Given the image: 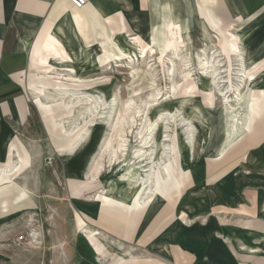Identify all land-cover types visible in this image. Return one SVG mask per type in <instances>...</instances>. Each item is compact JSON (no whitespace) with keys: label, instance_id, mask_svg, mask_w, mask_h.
I'll use <instances>...</instances> for the list:
<instances>
[{"label":"rangeland","instance_id":"374dc122","mask_svg":"<svg viewBox=\"0 0 264 264\" xmlns=\"http://www.w3.org/2000/svg\"><path fill=\"white\" fill-rule=\"evenodd\" d=\"M244 17L249 18L239 30L231 25L217 31L227 24L212 29L197 20L191 31L183 28L184 38L174 31L169 38L183 58H172V73L166 60L169 54L160 52L164 29L162 35L142 37L152 49L146 48L142 61L130 64L125 61L135 49L133 41L143 45L139 38H106L101 72L94 66L97 46L87 52L72 25H62L67 32L60 33L61 41L69 47L73 75L80 79L53 68L29 67L26 97L12 99L20 108L21 123L7 113V100H0V168L7 161H14L15 167L12 175L0 176V264H82L86 260L81 255L92 257V264L128 260L101 249L97 239L89 244L79 233L82 224L98 229L110 243L120 242L122 251L131 249L134 260L146 256L158 264H264V141L248 143L251 135L261 137L264 95H252L255 115L245 112L243 106L242 138L232 140L228 129L235 83V35H240V44L251 42L249 60L257 64L253 74L264 69L259 59L264 56V5ZM201 22L216 34L199 35ZM126 25L131 30L133 25ZM203 49L217 51L213 57L214 81L208 77L210 70L204 74L198 65ZM185 60L189 66H183ZM38 85L50 95L56 90L60 94L39 102L30 100V91L35 92ZM252 86L264 89V71ZM219 88L230 90L228 103L218 94ZM186 91L188 96L183 94ZM97 94L104 99L93 105ZM90 104L91 110L82 112ZM151 120H156L152 133L143 141L139 133ZM186 123L193 127L191 150L182 133ZM83 129H89L83 145L70 158L61 156L58 149ZM228 139L220 158L212 160ZM122 140H126L123 153ZM106 141L111 142L108 148L103 145ZM109 150L115 155L112 164ZM136 150H140L142 174L148 170V156L156 159L159 153L150 164L151 188L163 199L157 196L149 222L144 219V206L126 201L123 203L127 205L118 206L117 202L120 187L126 188L133 181L125 182L123 177L137 175L125 166ZM21 188L28 193L24 203L19 199ZM255 210L258 217L252 216ZM119 224L137 239L122 242L114 236L111 229ZM249 248L259 249L261 257L245 259L242 254Z\"/></svg>","mask_w":264,"mask_h":264},{"label":"crops","instance_id":"0c3cea01","mask_svg":"<svg viewBox=\"0 0 264 264\" xmlns=\"http://www.w3.org/2000/svg\"><path fill=\"white\" fill-rule=\"evenodd\" d=\"M262 5L264 0H92L77 10L71 7L68 0H0V100H7V113L15 116L17 122L21 123L17 119L18 104L12 99L15 96L23 99L26 97L24 85L27 84L29 67L46 68L31 58L37 40L46 35L50 27H53L58 39H54L53 35L47 37L44 53L46 57L54 52L64 56L70 49L61 41L60 33L67 32L61 29L62 25H72L75 35H78L84 46L88 47L96 42L100 43L103 50V44L108 43L106 38L126 35L136 39L138 35H162L161 31L164 29L165 32L167 23L171 25L172 34L177 31L181 38L185 36L183 28L191 31L197 20L203 21L212 29L227 24L217 31L225 30L231 25L239 30L249 18L244 17V14H250ZM126 23L133 25L131 30L127 29ZM204 23H198L199 35L202 32L215 35L216 31H209ZM130 31L134 33L130 34ZM259 59L264 62V56ZM262 128L261 137L251 135L252 140L248 143L259 144L264 141V127ZM247 159L248 157L246 161ZM102 213L105 214V211L100 212ZM252 216L258 217L256 210L252 212ZM111 231L122 242L137 239L136 236H131V230L121 227V224ZM81 257L88 261H83L82 264L95 263L92 257ZM150 259L145 256L138 260H121L116 264H158Z\"/></svg>","mask_w":264,"mask_h":264},{"label":"bare ground","instance_id":"6f19581e","mask_svg":"<svg viewBox=\"0 0 264 264\" xmlns=\"http://www.w3.org/2000/svg\"><path fill=\"white\" fill-rule=\"evenodd\" d=\"M69 2V1H68ZM70 4V3H69ZM71 5V4H70ZM87 5V4H86ZM86 5H84L83 7H85ZM72 8L74 9H82L81 8H75L71 5ZM175 25V24H174ZM47 26V25H46ZM171 25L169 23H167L165 25V39L161 48V53H165L167 52L169 55V57L167 56L166 60L169 62V68L171 70H169V73H172V69H173V61L172 58L175 59H181L179 55L176 53V51L174 50V42L171 41V39L169 38L172 34V32L170 31ZM175 30V29H174ZM174 33V32H173ZM53 35L52 37L54 39H58L56 37V34L53 32V27H50L49 30H47L46 35L40 37L37 40V43L34 45L33 49H32V60L36 63H38L39 65H45L46 69H56L59 72H68L67 75L72 78V79H80L78 77H75L73 74L75 72V70L72 67V63H73V59L70 56V54L68 53V51H66V54H64V56H59L58 53L54 52L51 53L49 55H45L44 53V44L47 40V37ZM78 36V35H77ZM234 36V35H233ZM236 37V46L234 47V60H235V68L232 69L235 71L234 73V82L232 83V107L231 105L229 106V113L231 115L230 121L229 123V132L232 133V140L233 138L236 139H240L242 138L243 134L245 133L244 129H243V123L240 119V116H242V108L243 106H245V112H251L254 114L253 111V101H254V97L252 96L253 94H259V95H264V89L258 88V89H253V82L256 79V77L261 74L263 71H261L258 74H253V72L257 69V64L255 61L249 60V57H251L249 51H248V44H251V42H249L248 44H240V35H235ZM137 38H139V40L142 42L143 45H140V43L138 44V42L133 41L134 43H136L135 49L133 52L128 53V57L125 61V64H130L133 62V60H138L142 58L143 52L146 50V48L150 49L152 46L145 41L142 36L138 35ZM254 39V37H253ZM254 41V40H253ZM252 41V42H253ZM257 41V40H256ZM240 45H239V44ZM93 45H96L98 48V54L95 56V60H94V66L96 67L97 70L103 72L102 70V66L100 65V58L103 55V50L101 48L100 43H94ZM93 45L86 47L85 49L86 51H90L93 48ZM255 47V46H254ZM181 48V47H180ZM216 48V47H215ZM152 49V48H151ZM179 49V48H178ZM67 50V49H66ZM179 51V50H177ZM217 52V51H216ZM216 52H211V50H207V49H203L201 50V57H198V65L199 67H201V71L204 73L207 70L209 71V75L208 77L214 81L216 79V71L213 69L215 67V65H213V57L215 55ZM147 54V53H146ZM166 56V55H165ZM164 56V57H165ZM145 57V56H144ZM143 57V58H144ZM149 57V56H148ZM216 57V56H215ZM47 58V59H46ZM151 58V57H150ZM217 58V57H216ZM145 59V58H144ZM153 59V58H152ZM151 60V59H150ZM142 61V60H141ZM54 62V63H53ZM139 62V61H138ZM148 62V61H147ZM167 62V63H168ZM182 62V61H181ZM123 63V62H122ZM183 63V62H182ZM264 63V62H263ZM150 66V65H149ZM183 66H189L188 61H184ZM151 67V66H150ZM147 68V66H146ZM168 68V69H169ZM219 68V67H218ZM185 69V68H184ZM183 69V70H184ZM55 70V71H56ZM200 70V69H199ZM185 71V70H184ZM183 73V72H182ZM186 73V72H185ZM64 74V73H63ZM190 74V73H188ZM205 74V73H204ZM54 75V74H53ZM58 76H60L59 74H57ZM62 75V74H61ZM65 75V74H64ZM207 75V74H206ZM233 75V74H232ZM55 76V75H54ZM170 76V75H169ZM205 76V75H204ZM48 77V76H47ZM56 78V77H55ZM69 78V79H70ZM184 78V77H182ZM59 79V78H58ZM63 79V78H62ZM218 80V79H217ZM80 81V80H79ZM221 81H217L216 83H220ZM233 82V81H232ZM219 87V86H218ZM216 87V88H218ZM36 91H30V100L33 101H40L42 98L46 97H51V98H55L60 94V91L56 90L53 94L54 95H50L48 94L45 89L41 86L38 85L35 87ZM218 94L222 97V99L224 100V103H228L227 101V94L228 89H218ZM62 92V91H61ZM67 92V91H66ZM71 93V92H70ZM77 93V92H75ZM158 95L160 96L159 92H157ZM67 94V93H66ZM72 94V93H71ZM170 94V93H169ZM174 94V93H173ZM184 96H188L190 94V92L188 93L187 91L185 93H183ZM157 95V94H156ZM157 95V96H158ZM158 96V97H159ZM93 97V96H92ZM104 98H102L101 95H95V97H93V105L97 104L98 102H102ZM42 101V100H41ZM68 101V100H67ZM44 102V101H43ZM104 103V102H103ZM42 104V103H41ZM49 104V103H48ZM104 105V104H103ZM113 105V104H112ZM92 108V104H90L89 106H85L82 110V112H88L90 111ZM102 108V107H101ZM96 109V108H95ZM49 111V110H48ZM51 112V111H50ZM232 112V114H231ZM51 114V113H50ZM165 114V113H164ZM81 115V114H80ZM255 115V114H254ZM48 116V115H47ZM88 116V115H87ZM163 116V115H162ZM72 118V117H71ZM19 121H22L21 118V114H20V108L18 106V118ZM160 119V118H159ZM70 120V119H69ZM121 120V119H120ZM51 121V120H50ZM68 121V120H67ZM71 121V120H70ZM156 120H151L149 123H147L146 125L143 126L142 131L139 133V135H142L143 138L142 140L144 141L146 139V137L152 133L153 127H154V123ZM53 122V121H52ZM72 122V121H71ZM118 122V121H117ZM185 122V121H184ZM68 124V123H66ZM52 125V124H51ZM69 125V124H68ZM104 125H106V122L104 123ZM118 125V124H117ZM57 126V125H56ZM52 127V126H51ZM69 127V126H68ZM115 127L116 124H115ZM183 136H184V140L186 141L185 144H187L189 146V149H192V135H193V127L192 125H190L189 123H186L183 127ZM244 131V132H243ZM119 130L116 131V134H118ZM89 133V129H83L80 131V133L73 139L72 142H70L67 146L58 149L59 150V154L63 157H71V155H73L77 149H79L85 139L87 138ZM58 134V133H56ZM152 135V134H151ZM150 135V136H151ZM229 137V136H228ZM55 138V137H54ZM56 139L57 136H56ZM230 139V137H229ZM227 140L223 146L217 151L215 152V154L213 155L212 160H216L218 158H220L221 152L223 147L230 142V140ZM62 140V138H61ZM141 140V141H142ZM146 141V140H145ZM65 142V141H64ZM8 144L10 143L7 142ZM100 143V142H99ZM110 141H106L103 145L105 148H108L110 146ZM125 143L126 140H122L121 141V145L120 148L122 149V153L123 150L125 148ZM7 144V145H8ZM64 144V143H63ZM142 144V143H141ZM144 144V143H143ZM164 145V144H163ZM56 146V145H55ZM161 146V145H160ZM10 148H13L12 146ZM104 148V149H105ZM143 148V147H142ZM138 149V148H137ZM143 150V149H142ZM106 151V150H105ZM108 151V150H107ZM140 151V150H139ZM139 151H133V157L132 160L130 161V163L125 164L126 167L130 168V170L132 172H135L137 175L136 177H123V180H126L125 182H128L130 180H133L131 183H128L127 187L124 188L123 186L120 187V193L118 195V206L120 205H127L124 204L123 201H126V203H130L132 202L135 206H144L145 207V213H144V219L146 218V220H148V222L150 221V219L152 218V214L150 215V212L154 209L155 204L157 202V196H159V199H163L161 196V193H159V191L153 190L151 188L152 186V173H151V167L150 164L152 165L154 163V161L157 159V157L159 156V153L156 157V159L152 158L151 155L148 156V161L150 162V164H148L146 167H148V170L143 171L144 174H142V170L143 168L141 167V164H139L138 162V158L140 157L139 155ZM13 152V151H12ZM11 152V153H12ZM142 153V152H141ZM7 154V153H6ZM6 154L4 155V157H6ZM108 154V153H107ZM153 154V153H152ZM12 155V154H11ZM146 155V154H145ZM12 157V156H11ZM124 157L123 155L121 156V158ZM146 157V156H145ZM108 158L110 160V164H112L111 162L113 160H115V155L114 152H111L109 150V154H108ZM121 158L119 161H117L118 163L116 164L117 166L122 162ZM143 158V157H142ZM108 160V159H107ZM16 161V160H15ZM116 161V160H115ZM121 161V162H120ZM108 163V162H107ZM145 163V162H144ZM14 161H7L6 164L4 165V168H0V176L2 175H6V174H11L14 170ZM145 167V168H146ZM154 169V168H153ZM99 173V172H98ZM25 175V174H24ZM83 177V176H82ZM94 178V176H93ZM122 178V177H121ZM120 178V179H121ZM27 197H28V193H26L25 189L21 188L20 193H19V199H20V203H24L27 201ZM166 213V212H164ZM149 215V216H148ZM146 216V217H145ZM158 216V215H157ZM163 216V215H162ZM165 216V215H164ZM156 218V217H155ZM161 218V217H160ZM159 218V219H160ZM158 219V220H159ZM161 220V219H160ZM169 220V219H168ZM157 221V220H156ZM186 221V220H185ZM155 222V221H154ZM186 223H188V221H186ZM168 228V227H167ZM165 228V229H167ZM152 230V229H151ZM149 232V231H148ZM79 233L83 236H85L88 239L89 244H92L93 239L94 240H99L100 242V246L101 249H105L108 252H113L115 255H117L120 259H128L131 258L134 260L133 256L129 249L128 252L127 251H122L121 250V243H117V242H113L110 243L111 240L108 239L105 235H103V233H101L98 229L95 228H90L86 225H83L79 228ZM234 246V245H233ZM110 248H115V251H111ZM97 249V248H96ZM243 250H245V248H242ZM242 249L239 248L238 251H242ZM249 252H245V254H242L243 257L245 259H251L253 257H261L258 256V252L259 249H255V248H249L248 249ZM99 252V251H98ZM119 252V253H118ZM243 252V251H242ZM123 254L128 255L126 258L123 256ZM248 258H246V257ZM95 257V258H94ZM93 258L97 260L96 255ZM235 259L236 256H235ZM137 260V259H136ZM261 261L262 263H264V258L261 257ZM241 264V263H240Z\"/></svg>","mask_w":264,"mask_h":264},{"label":"built area","instance_id":"2783aa9c","mask_svg":"<svg viewBox=\"0 0 264 264\" xmlns=\"http://www.w3.org/2000/svg\"><path fill=\"white\" fill-rule=\"evenodd\" d=\"M68 1L73 7L81 8L92 0H68Z\"/></svg>","mask_w":264,"mask_h":264},{"label":"water","instance_id":"95a60500","mask_svg":"<svg viewBox=\"0 0 264 264\" xmlns=\"http://www.w3.org/2000/svg\"><path fill=\"white\" fill-rule=\"evenodd\" d=\"M46 131H48V130L46 129Z\"/></svg>","mask_w":264,"mask_h":264}]
</instances>
